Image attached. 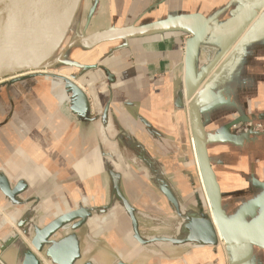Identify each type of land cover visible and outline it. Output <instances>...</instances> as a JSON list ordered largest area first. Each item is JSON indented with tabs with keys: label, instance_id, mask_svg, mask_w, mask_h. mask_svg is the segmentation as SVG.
I'll use <instances>...</instances> for the list:
<instances>
[{
	"label": "water",
	"instance_id": "water-1",
	"mask_svg": "<svg viewBox=\"0 0 264 264\" xmlns=\"http://www.w3.org/2000/svg\"><path fill=\"white\" fill-rule=\"evenodd\" d=\"M23 1L0 0V89L34 78H48L62 87L68 96L72 123L82 133L93 130L96 149L92 155L100 163L104 195L101 205L90 204L85 195L67 199L61 192L62 186L69 183L66 180H49L44 175L42 181L31 185L23 179L13 183L0 169V208L16 230L9 227L7 236L0 241V261L184 264L191 257L210 251L213 260L198 264H222L218 248L223 245L227 264H264V172L248 153L244 155L251 141L264 137V123L250 116L234 115L226 118L214 134L209 132L204 117L228 62L261 30L264 0H231L229 6L235 5L223 22H219V16L179 14L112 29L95 38H85L77 32L84 0H28L18 10ZM74 22L76 29L70 32L73 37L69 39V26ZM166 33L188 37L184 78L173 88V110L187 114L205 196L191 173V162L193 166L194 163L192 152L190 156L187 150L188 139L183 140L178 157L169 155L165 161L157 158L112 114L113 75L105 71L109 96L92 113L87 96L67 68L89 70L97 65L81 66L64 59L77 46L91 49L114 40ZM55 39L57 46L46 52ZM202 47L215 53L200 63ZM138 121L155 142L165 138L143 118ZM227 143L235 147L233 166L226 159L232 151L230 155L214 151L216 145ZM179 159L182 162L177 166ZM229 172L241 178L243 188L233 192L229 189ZM181 175L186 180H181ZM133 177L143 179L163 198L168 214L148 212L129 201L125 185ZM67 201L74 205L73 209H63ZM229 210L241 215L231 216ZM98 218L111 226V241L92 234L91 225Z\"/></svg>",
	"mask_w": 264,
	"mask_h": 264
},
{
	"label": "crops",
	"instance_id": "crops-1",
	"mask_svg": "<svg viewBox=\"0 0 264 264\" xmlns=\"http://www.w3.org/2000/svg\"><path fill=\"white\" fill-rule=\"evenodd\" d=\"M230 1L84 0L77 18L78 35L95 38L112 29L147 24L179 14L199 13L207 18L219 16V22H223L235 5L229 6ZM187 39L180 33H166L114 40L91 49L77 46L72 49L74 53L70 62L81 66L97 65V68L67 70L76 77L74 82L87 96L92 113L109 96L105 71L110 72L114 77L110 85L112 114L153 155L164 161L169 155H181L183 140L188 139L187 150L189 146L197 172L187 114L175 112L172 99L174 86L184 78ZM214 53L213 49L202 47L198 61L210 60ZM18 90L24 92L20 95ZM0 94L8 97L10 105L15 108L14 119L9 114L11 122L5 120L0 123V169L8 179L13 183L23 179L30 185L42 181L44 175L45 178L50 177L49 180H66L69 183L61 188L63 197L73 200L85 195L90 204L101 205L104 188L100 163L92 155L96 149L95 139L92 140L93 130L90 128L82 133L72 123L69 110L62 107L64 101L68 107V100L61 99L64 95L62 87L48 78H34L1 88ZM211 100L213 103L204 110L210 133L217 134L226 118L239 114L264 123V24L228 62ZM138 118L150 123L165 138L155 142ZM234 150V145L227 143L226 146L216 145L214 151H225L228 155L232 151L226 159L233 166ZM245 153L264 172V137L251 141ZM181 162L179 159L177 166ZM174 164L171 163L172 166ZM227 176L232 192L244 187L238 175L229 172ZM184 179L181 175V180ZM198 183L200 185L199 179ZM142 189L157 193L139 177H133L126 183V195L133 205L148 212L169 213L158 193L160 199L156 200L155 195L151 198L152 203L148 205L151 209L132 201V193H139ZM64 205L65 210L74 207L68 201ZM6 220L9 222L0 208V241L7 236L9 227L15 230ZM91 232L99 239L111 241V226L105 219L98 218L96 224L91 225ZM211 255L206 251L184 264L211 261L214 258ZM225 261L227 263L226 255Z\"/></svg>",
	"mask_w": 264,
	"mask_h": 264
},
{
	"label": "rangeland",
	"instance_id": "rangeland-1",
	"mask_svg": "<svg viewBox=\"0 0 264 264\" xmlns=\"http://www.w3.org/2000/svg\"><path fill=\"white\" fill-rule=\"evenodd\" d=\"M77 27H78V22H77ZM78 31H79V27L77 28V32H78ZM72 55H73V54H72ZM72 55H71V56H72ZM71 56H70V57H71ZM31 99L33 100L34 97L31 98ZM61 99H64V100H65V98H64L63 95H62ZM66 106H67L66 101H64L63 104H62V107H64V108L66 109V108H67ZM257 130H260V128L258 127ZM149 142H150V141H149ZM149 142H148V143H149ZM188 153H189L190 156H191L189 146H188ZM191 161H192V160H191ZM191 165H192V167H193V171H192L191 173H192V175L194 176V180H195V182H196V185H197L198 187H200V190H201V186L199 185V183H198V179H197V176H196L197 172H196V169L194 168L192 162H191ZM201 193H202V190H201ZM132 194H133V195L131 196L132 201H134L135 203H137V204H139V205H142V206H144V207H146V208L150 207V206H148V205H150V204L152 203L151 200H153V199H151V198H154L153 195L156 196V197H155L156 200H157V199H160V198H158L159 195H158L157 193L154 192V194H152L149 190H146V189H145V190L142 189V191L139 192V193H137V192L134 191ZM161 199H162V198H161ZM162 201H164V200L162 199ZM236 208H240V207H236ZM236 208H235V210H236ZM148 209H151V208H148ZM231 209L234 211V209L232 208V206L230 207V210H231ZM230 210H229V211H230ZM238 210H239V209H238ZM229 214H230L231 216H234V217H237V218H239V216L241 215V214H236V213L234 214V213H231V211L229 212ZM242 221L244 222L245 219H243ZM218 257H219V259H221L222 264H227L226 261L224 262V258H225V249H224V246H223V245H221L220 248H218Z\"/></svg>",
	"mask_w": 264,
	"mask_h": 264
},
{
	"label": "bare ground",
	"instance_id": "bare-ground-1",
	"mask_svg": "<svg viewBox=\"0 0 264 264\" xmlns=\"http://www.w3.org/2000/svg\"><path fill=\"white\" fill-rule=\"evenodd\" d=\"M28 2V0H24L23 2H20L19 4H18V10H20V9H22L25 5H26V3ZM70 28H69V31H68V34H70V32L71 33H74V31H75V29H76V24H75V22L74 23H72L70 26H69ZM73 37V35H69L68 36V38L69 39H71ZM66 40V42H68L69 40H67V39H65ZM64 42V41H63ZM57 43H58V39H55L50 45H49V47L47 48V50H46V52H49V51H51L52 49H54L56 46H57ZM74 52L72 51V50H70L68 53H67V55L64 57V59H65V62H69L70 60V56L73 54ZM69 71V70H68ZM76 85H78L77 83H76ZM203 85H205V83L203 84ZM203 85L201 86V88L203 87ZM79 86V85H78ZM63 93H64V98H65V100L67 99L68 100V96L65 94V92H64V90H63ZM189 102V101H188ZM188 102H186L187 104H188ZM67 109H68V107H67ZM190 135H191V132H190ZM191 141H192V136H191ZM192 148H193V143H192ZM194 151V150H193ZM193 156H194V161H195V165H196V157H195V154H194V152H193ZM196 168H197V165H196ZM197 175H198V179H199V171H198V169H197ZM199 182H200V179H199ZM201 185V184H200ZM201 190H202V195L203 196H205L204 195V190H203V188H202V186H201ZM205 201H206V198H205ZM206 203H207V201H206ZM5 217L9 220V222L11 223L10 225L13 227L14 225H13V223L11 222V220L5 215ZM7 221V220H6ZM8 222V221H7ZM8 222V223H9ZM15 228V227H14ZM19 234V233H18ZM212 256V255H211ZM44 264H47L46 262H44Z\"/></svg>",
	"mask_w": 264,
	"mask_h": 264
},
{
	"label": "flooded vegetation",
	"instance_id": "flooded-vegetation-1",
	"mask_svg": "<svg viewBox=\"0 0 264 264\" xmlns=\"http://www.w3.org/2000/svg\"><path fill=\"white\" fill-rule=\"evenodd\" d=\"M18 91L20 92V93L18 92V94H20V95H21V93L24 92L23 90H18ZM13 106L14 105H10L8 97H4V96H2V94H0V123L5 121V120H7V122L9 120V123H10L11 120L9 119V114H12V119H14L13 117L15 114V108ZM60 106H61V104H60Z\"/></svg>",
	"mask_w": 264,
	"mask_h": 264
},
{
	"label": "built area",
	"instance_id": "built-area-1",
	"mask_svg": "<svg viewBox=\"0 0 264 264\" xmlns=\"http://www.w3.org/2000/svg\"><path fill=\"white\" fill-rule=\"evenodd\" d=\"M258 127L255 128V130H257ZM0 264H3L1 261H0Z\"/></svg>",
	"mask_w": 264,
	"mask_h": 264
}]
</instances>
